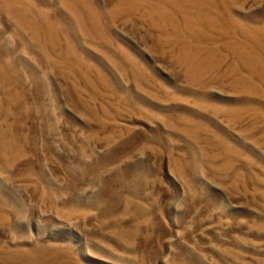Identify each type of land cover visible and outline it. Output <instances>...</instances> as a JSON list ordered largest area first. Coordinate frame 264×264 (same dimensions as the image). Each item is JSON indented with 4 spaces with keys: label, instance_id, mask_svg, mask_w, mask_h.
I'll use <instances>...</instances> for the list:
<instances>
[{
    "label": "rangeland",
    "instance_id": "1",
    "mask_svg": "<svg viewBox=\"0 0 264 264\" xmlns=\"http://www.w3.org/2000/svg\"><path fill=\"white\" fill-rule=\"evenodd\" d=\"M0 264H264V0H0Z\"/></svg>",
    "mask_w": 264,
    "mask_h": 264
},
{
    "label": "bare ground",
    "instance_id": "2",
    "mask_svg": "<svg viewBox=\"0 0 264 264\" xmlns=\"http://www.w3.org/2000/svg\"><path fill=\"white\" fill-rule=\"evenodd\" d=\"M209 24V23H208ZM206 26V25H205ZM262 84V83H261Z\"/></svg>",
    "mask_w": 264,
    "mask_h": 264
}]
</instances>
